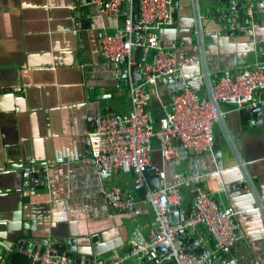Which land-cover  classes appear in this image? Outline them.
<instances>
[{
	"label": "crops",
	"instance_id": "obj_1",
	"mask_svg": "<svg viewBox=\"0 0 264 264\" xmlns=\"http://www.w3.org/2000/svg\"><path fill=\"white\" fill-rule=\"evenodd\" d=\"M253 1L259 26L242 30L249 24L244 10L226 22V0H173L176 21L158 34L163 46L176 50L178 71L160 78L158 94L147 104L156 120L170 110L171 94L186 84L204 96L209 79L213 84L223 69L263 67L264 0ZM137 16L135 0H126L116 17L102 16L90 0H0V264H32L27 248L70 240L77 241L72 263L81 255V264H94L127 251L136 228L145 234L152 229L153 205L139 194L132 174L102 175L83 161L89 153L87 115L131 108L132 76L124 73L125 63L105 57L101 38ZM153 54L133 48L140 73ZM222 107L228 114L215 126L213 151L180 149L175 161L166 162L155 145L149 173L165 170L164 184L180 186L189 211L195 190L185 180L190 172L202 176L218 205L234 207L232 218L247 236L215 263L264 264V108L256 114L234 103ZM33 164L49 168L25 189L23 169ZM112 187L136 197L133 212L107 204L104 191ZM188 240L199 253L216 248L207 224Z\"/></svg>",
	"mask_w": 264,
	"mask_h": 264
},
{
	"label": "built area",
	"instance_id": "obj_2",
	"mask_svg": "<svg viewBox=\"0 0 264 264\" xmlns=\"http://www.w3.org/2000/svg\"><path fill=\"white\" fill-rule=\"evenodd\" d=\"M90 1L97 5L102 16L116 17L126 0ZM136 1L138 16L128 17L115 32H105L101 49L105 57L116 64L135 65L132 60L134 47L152 49L153 58L141 64V81L129 84L131 108L128 112L97 109L87 115L89 153L83 161L95 166L102 175L123 172L145 184L144 172L152 164L156 147L166 162L175 161L180 149L197 154L213 151L215 126L222 124L228 114L223 104L234 103L238 110L264 108V67L250 65L223 69L215 74L213 84L209 79V90L204 96L186 84L171 94L170 110L156 120L147 104L153 95L158 94L160 78L175 75L178 71L176 50L163 46L158 34L162 27L171 26L176 21L173 0ZM227 3L229 8L225 13L228 18L230 15L237 18L244 10L249 24L241 27L242 30L259 26L260 10L253 0H227ZM231 27L236 28L232 24ZM197 33L200 35L201 31L197 30ZM48 168L47 165L33 164L26 166L23 174H41ZM157 175L163 189L149 190L145 195L155 211L150 232L145 234L136 228L127 251L111 259L97 260L94 264H123L130 259L151 264H211L208 258L213 254L220 257L247 238L244 228L232 218L237 213L234 207L218 205L206 190L202 176L190 172L185 180V184H192L195 190V205L189 211L183 205L180 186H166L163 169L158 168ZM104 197L110 207L124 212H133L137 203L133 194L125 193L119 187L106 189ZM175 210L180 219L178 224H173L171 219ZM201 224H207L213 232L215 250L199 253L186 248L185 239ZM25 251L32 264H75L68 262L65 255L57 254L50 245L37 243Z\"/></svg>",
	"mask_w": 264,
	"mask_h": 264
},
{
	"label": "water",
	"instance_id": "obj_3",
	"mask_svg": "<svg viewBox=\"0 0 264 264\" xmlns=\"http://www.w3.org/2000/svg\"><path fill=\"white\" fill-rule=\"evenodd\" d=\"M136 1V0H135ZM227 1V0H226ZM137 2V1H136ZM243 6V5H242ZM229 8V6H228ZM219 15V14H217ZM231 18H227L226 22H230L231 23ZM260 23V22H259ZM264 67V65H262ZM130 73L132 76V80L133 82H137L138 79L142 78V73H140V71L138 70V66L137 65H130L128 66L127 63L124 64V73ZM261 110L260 107H257L255 109H253L252 111H254L256 114H258V112ZM153 166L150 165L146 168L145 172H144V176L146 178L145 184H141V183H136L135 187L136 189L139 191V194L142 197H145L148 189L150 190H156V191H160L162 190V186L160 185V178L156 173L150 174L149 171L152 170ZM154 169V168H153ZM40 174H32L28 176V181H27V185H25V189H32L33 185H36L37 182L39 181L40 178ZM171 219H172V223L173 224H178L180 222L179 219V215H178V211L175 210L172 212L171 214ZM189 238H187L185 240V246L188 250H192V248L189 245ZM77 241L76 240H70V241H63V242H56L55 245H52L53 248H55L57 250V254L59 255H65V257L67 258V261L72 263L75 259L76 256H74L73 252L75 250V244ZM48 243V242H47ZM47 246V245H45ZM194 251V250H193ZM206 249L203 248L201 250L200 253H205ZM81 255H77V258L75 260V264H81ZM216 258V255H212L211 257L208 258V262L210 263H214V264H219V262L217 261L215 263L214 259Z\"/></svg>",
	"mask_w": 264,
	"mask_h": 264
},
{
	"label": "rangeland",
	"instance_id": "obj_4",
	"mask_svg": "<svg viewBox=\"0 0 264 264\" xmlns=\"http://www.w3.org/2000/svg\"><path fill=\"white\" fill-rule=\"evenodd\" d=\"M159 124L158 123H156V127L158 126Z\"/></svg>",
	"mask_w": 264,
	"mask_h": 264
},
{
	"label": "trees",
	"instance_id": "obj_5",
	"mask_svg": "<svg viewBox=\"0 0 264 264\" xmlns=\"http://www.w3.org/2000/svg\"><path fill=\"white\" fill-rule=\"evenodd\" d=\"M242 5V4H241Z\"/></svg>",
	"mask_w": 264,
	"mask_h": 264
}]
</instances>
